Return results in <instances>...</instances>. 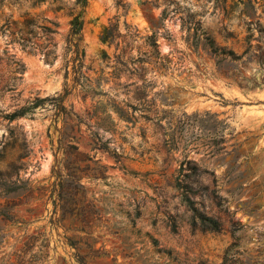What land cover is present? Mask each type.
<instances>
[{
    "label": "rangeland",
    "instance_id": "obj_1",
    "mask_svg": "<svg viewBox=\"0 0 264 264\" xmlns=\"http://www.w3.org/2000/svg\"><path fill=\"white\" fill-rule=\"evenodd\" d=\"M60 139L105 176L91 233L48 199ZM77 254L264 264V0H0V264Z\"/></svg>",
    "mask_w": 264,
    "mask_h": 264
},
{
    "label": "trees",
    "instance_id": "obj_2",
    "mask_svg": "<svg viewBox=\"0 0 264 264\" xmlns=\"http://www.w3.org/2000/svg\"><path fill=\"white\" fill-rule=\"evenodd\" d=\"M81 27V24L76 22L71 28L66 41V53H69V56L71 55L66 61V66L73 63L74 72L77 74L81 73L82 61L85 55L81 47ZM48 30L50 31L49 28ZM211 48L215 55H231L234 57V53L231 51L226 52L214 45ZM51 53L52 51H47L45 55L49 57ZM68 73L67 69L66 77ZM65 95L59 98L60 103L64 101ZM61 108L64 109V106L61 105ZM60 150H64L65 156L61 160L58 157L55 159L56 163L52 168V174L56 176V181L52 184L48 199L53 203L54 214L60 211L58 221L72 217L82 224L77 228L78 231L91 233L93 228L91 223H94L95 220L93 213L96 212V209L93 201L88 199L87 187L83 183V179H97L99 176H105L102 171L87 163V161L92 162V158L80 152L76 145L67 144L63 139H60L58 151ZM36 239V235L28 236V240L24 243L25 246L32 248L36 244ZM70 245L78 248L73 241H70ZM77 257L80 264H85L84 256L77 254Z\"/></svg>",
    "mask_w": 264,
    "mask_h": 264
}]
</instances>
